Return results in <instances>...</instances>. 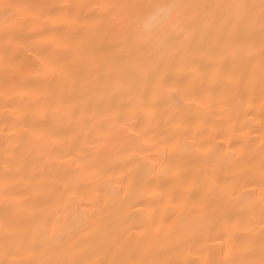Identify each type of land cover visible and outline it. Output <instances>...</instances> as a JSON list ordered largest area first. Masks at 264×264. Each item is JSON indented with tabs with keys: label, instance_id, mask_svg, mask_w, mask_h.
Wrapping results in <instances>:
<instances>
[{
	"label": "snow or ice",
	"instance_id": "obj_1",
	"mask_svg": "<svg viewBox=\"0 0 264 264\" xmlns=\"http://www.w3.org/2000/svg\"><path fill=\"white\" fill-rule=\"evenodd\" d=\"M22 7L25 6L0 0V14L5 24L0 45L3 95H35L42 98L37 104L45 102L55 106L64 102L63 90L73 84L78 66L88 64V84L73 96L80 107L71 112L63 110L64 121L54 127L59 130L69 120L75 126L77 135L69 156L78 149L85 131L91 148L82 150L87 155L75 158L74 169L53 181L54 195L49 201L53 207L42 208L28 221L27 227L6 215L0 231V264H200L190 256L208 251L205 241L222 239L221 230L235 232L232 221L240 217L246 219L243 226L250 229V234L234 238L244 243L238 249L229 247L232 258L214 259L205 264H264V0L258 3L150 0L138 4L66 5L59 9L66 11L64 27L52 29L54 35L50 37V43L62 48V52L19 42L20 38L7 25ZM26 7L41 16H55L46 11L48 5ZM83 9L91 10V14L84 15ZM20 49L23 51L19 52ZM24 54L34 56L36 63L31 65L30 74L20 79L17 73L24 71V65L19 62ZM205 66L215 69L207 82L200 76ZM177 69H189L190 78ZM156 82L158 87H149ZM117 92L132 97L134 106L129 105L127 110L117 108L113 104ZM197 104L194 118L188 105ZM221 104L260 123L262 134L259 141L248 145L247 165H241L242 170L232 177L233 183L218 181L217 171L235 157L218 148L209 149L206 143L200 144L198 150L204 149L208 154L195 173L198 191L184 194L190 207L178 219L170 216L163 222L153 219L152 212L143 209L136 213L141 222L129 227V222L134 220L126 211L130 201L145 203L151 199L162 203L164 197L156 192L158 182L166 177L183 181V170L190 163L176 156L170 158L164 151L150 158L142 156L145 151L142 143L156 137L145 131L142 124L132 123L137 119V112L164 107L169 123H194L200 129L196 135L203 136L213 123L211 110ZM81 112L93 115L91 118L81 115L76 120ZM38 127L31 126L37 150L40 146L47 149L48 140L55 133L37 134ZM182 135L179 151L187 153L197 147L195 139L193 143L188 142L191 133ZM168 142L172 143V138ZM177 143H172L173 152H177ZM257 143L258 149H253L252 145ZM50 154L51 151L44 153ZM115 157L127 169L125 181L119 184L108 177L109 165ZM13 168L19 170L18 165ZM85 178L90 188L96 186L92 191L97 193L87 205L72 195L79 192ZM12 179V169H6L0 177V192L5 197L12 194ZM205 190L209 194L207 201L201 195ZM179 202V199L175 201ZM130 206L135 208L136 204ZM56 211L68 215L59 230L49 231L45 224L51 221L46 217ZM98 224L101 226L97 227ZM113 224L120 225L122 234L109 244H99L90 250L85 247L88 241L78 238L77 234L88 228L97 237L102 231L110 237L114 233L106 230ZM161 235L169 240L166 249L158 243ZM220 255L223 257V249Z\"/></svg>",
	"mask_w": 264,
	"mask_h": 264
},
{
	"label": "bare ground",
	"instance_id": "obj_2",
	"mask_svg": "<svg viewBox=\"0 0 264 264\" xmlns=\"http://www.w3.org/2000/svg\"><path fill=\"white\" fill-rule=\"evenodd\" d=\"M6 3L19 4L22 7L19 10L17 17L8 22L7 27L14 31L17 37L20 38L19 42L26 45H33L37 49H49L55 52H62V48H56L50 43V37L54 35L51 31L56 28L64 27V20L66 19V11L60 12L59 9L66 5L73 4H90L95 5L98 3H111V4H138L150 2V0H2ZM156 2L168 3L172 0H156ZM203 3H223L228 0H200ZM248 3H258L259 0H247ZM48 5V12L55 13V16L39 15L38 11L26 7L29 5ZM84 15H90L91 10H81ZM59 17V19H57ZM5 24L3 16L0 14V45H2L3 33ZM23 50L20 49L19 52ZM27 56V59H25ZM20 63L24 65V71L17 73L20 79H24L30 74L31 65L36 63L34 56L24 54L20 57ZM90 66L82 64L75 70L73 84L66 90H63L64 102L57 103L51 106L45 102L37 104L39 96H19L12 95L5 97L3 95V81H4V65L0 62V177H3L6 169L13 170V179L10 182L11 195L5 197L0 192V231L6 218L17 221L22 226L27 227L28 221L38 215L42 208L53 207L49 201L54 195L52 188L53 181L60 174L66 173L75 168L74 160L76 157L87 155V151L91 146L87 142L88 133L84 132V138L79 140L78 149L68 155L70 146L73 142L77 132L74 130L75 126L72 121L63 123V127L57 130L54 126L61 124L65 119V112L74 111L80 107L79 102L73 99L74 95H78L81 89H84L88 84ZM176 71L182 72L184 76H189V69H177ZM215 69L211 66H205L200 72V76L207 82L208 78L213 75ZM150 88L158 87V82L149 86ZM31 91V89H28ZM223 92V89H221ZM218 98L223 97L217 93ZM177 102H180L177 98ZM113 104L122 110H127L129 105L134 106L132 97L117 92L113 99ZM7 107V111L5 108ZM192 110L191 115L195 118V107L188 105ZM165 108H152L148 111L137 112V119L133 120L134 124H142L144 130L152 133L156 139H149L147 143H142L141 147L145 149L141 153L144 157H151L158 155L159 152H167L168 157L176 156V158L190 161L184 168L185 179L183 181L175 180L174 177H166L160 180L159 187L156 188L164 201L153 202L151 199L145 203L139 201H130L126 211L134 217L133 221L129 222V227H135L137 223L141 222V218L136 216V213L148 209L153 214V219L163 222L167 221L170 216L179 218V215L188 207L190 202L188 197L184 195L186 192H197L198 187L195 185L196 171L203 166V161L208 154L206 150L199 149L200 144H208L209 149L222 150L226 155H234V160L229 165L225 166L222 170L217 171V179L223 180L228 184L233 183L232 177L242 170L241 165H247L246 156L249 152L248 145L252 141H259L261 137L260 123L253 122L252 117L245 116L243 113L234 112L231 108L221 104L218 108H213L211 117L213 123L209 126V131L205 132L203 136H197L196 133L200 131L195 127L194 123H185L177 125L169 123V116L165 115ZM81 115L92 117V112H81L75 117L79 120ZM256 119H259V114L256 113ZM155 116V119H154ZM33 124L38 125L37 134L41 131L52 132L53 134L49 140V148L40 146L37 150L35 144V137L31 135ZM84 126H81L83 128ZM136 129H133L135 131ZM189 132L188 142L195 143L196 148L190 149L187 153L179 151L180 144L183 143V133ZM210 133V135H209ZM95 138H100L97 133ZM169 138H172V143H177V152H173L172 143H169ZM55 140L56 143L52 144L51 141ZM67 142V144L65 143ZM259 144L252 145L253 149H258ZM54 149V151H52ZM46 151H51L50 155H44ZM43 157V158H42ZM93 159H96L93 157ZM9 162L7 165L5 162ZM22 162V163H21ZM80 163H87L80 161ZM258 163V160H257ZM13 165H18L19 170L16 171ZM111 171L108 172V177L119 184L126 179V171L120 164V158L115 157L113 162L109 165ZM89 181L85 178L81 182L79 192L72 194L74 198H78L79 202L87 205L91 200H94L97 193L92 191L95 185L89 187ZM127 189V185H123ZM58 197L59 193H55ZM201 195L204 196L205 201L208 198V192L205 190ZM179 199V204L175 203ZM136 204L135 208L130 205ZM67 212H54L50 217V224H45V227L51 231L52 228H59L65 223ZM91 215V213H89ZM70 222V221H69ZM151 223V220L148 221ZM247 223L244 217L232 221V226L235 232L221 230L219 235L222 239H208L205 241L204 247L208 251H204L203 255L200 252H194L190 259L199 260L200 264H205V261L214 259H230L233 254L229 253V247L238 249L244 243L242 240L234 238L235 235L247 236L250 234V229L245 227ZM101 225H97L100 227ZM107 233H114L112 236H106L105 232H100L97 237L96 232L91 228L85 229L78 233V238H83L88 241L85 247L94 250L99 244H109L118 239L122 234V229L119 224H113L107 228ZM258 231V229H257ZM139 238V233H136ZM127 238H125L126 240ZM124 242V241H122ZM158 243L161 248L169 246V240L166 236H159ZM223 249L224 255L221 257L220 250ZM187 255V254H185Z\"/></svg>",
	"mask_w": 264,
	"mask_h": 264
}]
</instances>
